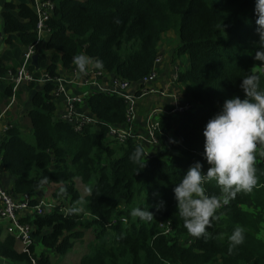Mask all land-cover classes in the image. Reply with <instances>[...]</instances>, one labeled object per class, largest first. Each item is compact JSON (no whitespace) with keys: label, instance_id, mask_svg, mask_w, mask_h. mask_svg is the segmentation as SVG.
<instances>
[{"label":"trees","instance_id":"obj_1","mask_svg":"<svg viewBox=\"0 0 264 264\" xmlns=\"http://www.w3.org/2000/svg\"><path fill=\"white\" fill-rule=\"evenodd\" d=\"M29 1L8 2L2 13L5 31L23 33L27 46L37 41V15ZM52 1L54 9L46 23L50 52L38 57L39 69L49 78H58L60 68L74 71L73 57L85 54L102 62L99 71L108 80L142 84L153 72L159 42L173 32L175 55L187 61L176 83L196 106L159 118L154 136L162 152L134 163L130 155L140 144L132 139L119 144L108 135V124L125 122L122 97L103 91L87 95L85 106L99 123L75 130L57 117L52 94L56 86L46 83L33 96L27 114L34 143L27 142L17 126L10 127L0 137V165L15 179V196L36 193L53 183L58 185L56 196H65L72 207L79 201L76 178L86 184L89 194L85 213L72 212V207L64 214L60 206L66 202L54 198L60 204L53 209L20 221L34 227L43 243L60 254L72 247L77 227L91 229L92 252L79 264H264V143L258 144L255 153L257 183L251 191L236 192L223 204L216 182L205 183L206 193L221 199L216 213L220 219L212 220L206 237L188 233L173 192L194 163L203 164L204 172L210 167L203 157L204 127L225 100L245 97L242 78L255 73L264 90V70L254 59L259 41L254 0ZM15 10L24 21L17 19ZM34 68L32 63L28 66L37 77ZM161 201L164 207L157 210ZM246 203L253 205V212L240 208ZM136 207L149 208L153 220L131 216ZM236 227L244 229L245 238L233 248L228 237ZM46 228L50 232L42 237L41 230ZM106 233L112 235L108 240L103 239ZM14 243L12 236L0 241V257L30 264L29 255L17 252ZM36 259L37 264L54 263L45 253Z\"/></svg>","mask_w":264,"mask_h":264},{"label":"crops","instance_id":"obj_2","mask_svg":"<svg viewBox=\"0 0 264 264\" xmlns=\"http://www.w3.org/2000/svg\"><path fill=\"white\" fill-rule=\"evenodd\" d=\"M80 1V0H79ZM11 2L14 4H23L26 3L27 0H1L0 1V137H2L3 133L9 129L12 126H17L21 134L31 132L30 126L28 124V118L27 114H29V109L31 107L32 98L36 94L37 91H43L45 88L46 83L53 82L55 85H58V82L56 80L61 81L62 85L64 86V89L68 95H71L72 93L78 94V98L85 99L81 97L82 92H86L83 95H89L93 92L99 91L97 87L90 84L89 82L86 84L84 83L85 78L87 80H94L97 79L99 82V85L102 87H107L109 85L108 81L103 77H108L105 75L102 71V76H97L95 73L100 70V68L95 67V61H93L92 64L88 66V70L85 73H80L76 67L74 71H65L63 68L59 69V77L57 79H51L46 78L44 76V73L39 69L38 65V57L42 54L48 55L49 50L46 48L47 41L49 38V32L43 31L41 33V38L38 41V45L35 47L34 50V56L37 57V68L35 67L34 70L38 71V76L34 77L33 73V79L31 81H23L19 86V95H16V92L18 88L13 91V78H12V71L17 70L21 67L24 53L26 51V44L24 42V39L26 36L21 32H6L3 27V21H2V13L5 10V4ZM28 5L35 11L34 8V0H30L28 2ZM17 19L19 21H24L22 18L19 17L18 11H12ZM175 34L173 32H169L168 34L164 35L162 38V41L159 42L158 45V51H157V57L160 58V61L158 64L155 65L153 72H154V79L152 81H149L145 84H135L132 87V90L137 92V114H138V123L136 124V131L139 133L146 134L148 124H151L152 122H158L159 118L163 116L173 117L177 115L178 113H185L190 107H195V104H191V100L186 95V92H184V89H182L180 86L177 85V79L179 72L182 69H185L187 66L186 57H178L182 61H178L175 58L173 52L170 51V48H168V51H166V48H164V40L165 38L172 37ZM175 45L177 44L176 36L174 37ZM175 48V47H174ZM163 52L168 55H163ZM262 72V71H261ZM33 82V84L29 85L28 83ZM69 89L72 91L70 92ZM141 89V91H140ZM155 90V92H151L152 90ZM11 90V95L8 96L7 91ZM143 91H147L145 94H143ZM14 93V100L11 101L12 94ZM55 106H57L56 115L59 116V113L64 110V100L54 99ZM83 102V101H82ZM60 104L61 108H60ZM77 105V104H76ZM75 105V109L82 111L86 114H89V110L87 106H85L84 102L81 104V107L79 108L78 105ZM198 105V104H197ZM32 133V132H31ZM23 136V135H22ZM154 145L157 144H150L145 143L143 147H151L155 148ZM160 147V146H159ZM157 151L155 153H152L151 150L148 152L145 151V154L148 156L154 155L158 153V151L162 152V148H157ZM14 177L11 176L8 172H6L3 167L0 165V185L2 187L9 191L10 193H13V185H14ZM76 183V181H75ZM52 186L54 189H52V193L50 194L52 197L48 200H56L54 198H58L59 196H56V191H58V185L57 184H48L47 186H41L39 190L36 193L33 194H16L18 198H22L23 196H28L30 198L31 203H37L39 199H42V195H39L38 193L43 187H49ZM55 192V193H54ZM89 193V192H88ZM87 196V195H86ZM58 199H62L65 201V196H61ZM72 207H76L75 204L72 205ZM71 205L69 208H72ZM65 208L66 206L61 205L60 209ZM241 209H244L248 212H253V205L251 203H246L240 205ZM83 209V207H82ZM78 213V212H76ZM26 216V212H21L20 217ZM84 218V217H83ZM86 219V218H84ZM11 223L9 220L5 219L0 215V241H4L8 236H12L14 238V249L17 252H22V244L19 242L16 238L13 232L10 230ZM42 231V232H41ZM40 235L43 237L44 235L48 234L50 232V229L46 228L44 230H41ZM89 231L91 229L86 228H76V232L78 234L77 237L72 238V247L65 252L64 254L58 253L57 250H54L55 247L46 246L42 238L39 236V234H35V228L32 227V236H33V254L38 258L41 256L42 253H45L52 259L53 264H65L64 261L68 257H72L74 254V258L77 254H81L79 256V259L75 263H66V264H79L82 257L92 252L91 244L92 240H94V236L92 239L89 237ZM94 234V232H93ZM69 241V240H68ZM59 242L62 243V240H59ZM75 243H80L82 247L85 250L81 251H74L77 246ZM0 264H15L12 261L0 257Z\"/></svg>","mask_w":264,"mask_h":264},{"label":"clouds","instance_id":"obj_3","mask_svg":"<svg viewBox=\"0 0 264 264\" xmlns=\"http://www.w3.org/2000/svg\"><path fill=\"white\" fill-rule=\"evenodd\" d=\"M254 13L257 17L256 33L259 36L254 59L264 65V0H254ZM73 63L80 73H85L93 61L87 55L79 54L73 57ZM95 67L101 68L102 62L96 61ZM240 87L245 97L241 99L235 96L225 100L220 111L204 127L203 157L210 167L204 172L203 164L197 161L173 189L177 212L183 219L184 227L197 238L206 237L212 220L220 219L216 213L221 207V199L206 193V182L214 180L220 187L223 204L229 203L236 192L251 191L257 183L255 153L258 144L264 143V90L259 88V77L255 73L244 76ZM148 154H145L142 145H137L130 160L134 163L146 161ZM163 207V201L156 205L157 210ZM80 210L71 209L72 212ZM130 214L142 221L154 218L149 208L136 207ZM244 238V229L236 227L228 237L230 247L242 244Z\"/></svg>","mask_w":264,"mask_h":264},{"label":"built area","instance_id":"obj_4","mask_svg":"<svg viewBox=\"0 0 264 264\" xmlns=\"http://www.w3.org/2000/svg\"><path fill=\"white\" fill-rule=\"evenodd\" d=\"M34 8L37 15V41L36 44H31L26 47L21 67L12 74L13 91H15L23 81L34 80L32 73L28 69V66L31 64L35 47L39 39L41 38V33L43 31L49 32L46 23L53 12L54 3L52 0H34ZM159 61L160 58L156 57L155 65L158 64ZM263 67L264 65H261V70H264ZM95 74L97 76H102V72L100 71H97ZM154 75V72H152L148 77L143 79L142 84L152 81L154 79ZM44 76L49 79L46 74H44ZM103 78L108 81L109 85L107 87H99V91L114 93L122 97L126 105L124 124L107 125L109 137L119 144L125 143L128 139L135 140L142 146L145 143H157L154 136L155 126L157 123L152 122L151 124H148L145 135L143 133H138L135 130L136 124L138 123V114L136 112L135 100L130 95H135V93L130 91L133 84H130L129 82L119 78H113L110 80H108L106 77ZM56 81L58 82V85H56V88L54 89L52 94H54V97L56 99H63L65 103L64 110H62L57 117L71 124L75 130H80L83 126L86 125L96 126L99 123V120L93 114H91L90 112H88L89 114H86L75 109V105L81 103L82 100L78 97L74 98L71 97V95H68L61 81ZM84 83H88L87 79L84 80ZM13 100L14 93L11 97V101ZM45 201H48L49 203L45 204ZM30 203V198L28 196L25 195L22 198H18L9 191L5 190L2 185H0V215L10 221V230L15 235V238L19 242H21L22 252L29 255L30 264H37V259L33 256V250L31 249L33 247L32 227L28 223L21 222L20 218L43 214L53 209L56 204L60 203L57 200L47 199H39L38 202L34 205H31ZM61 210L63 211L64 209ZM21 212H26V216L20 217Z\"/></svg>","mask_w":264,"mask_h":264},{"label":"rangeland","instance_id":"obj_5","mask_svg":"<svg viewBox=\"0 0 264 264\" xmlns=\"http://www.w3.org/2000/svg\"><path fill=\"white\" fill-rule=\"evenodd\" d=\"M174 37H175V35L174 36H172V37H166L165 38V40H164V42H163V44H164V48H166V51L167 52H169L168 51V48H170V51L171 52H173V50H174V45H175V43L174 42H176L175 41V39H174ZM173 54H174V52H173ZM163 55H166L164 52H163ZM166 56H168V55H166ZM174 56H175V58L174 59H176V60H178V61H182L180 58H178V57H176V55L174 54ZM262 65V64H261ZM77 67V66H76ZM85 80H86V78H85ZM90 84H92V85H94L95 87H97V88H99V87H101L100 85H99V82L97 81V79H94V80H87ZM135 84H133L132 85V87L134 86ZM139 85V84H138ZM56 86V85H55ZM56 88V87H55ZM54 91V90H53ZM52 91V92H53ZM69 91L70 92H72L70 89H69ZM131 92H133V93H135V91H133L132 90V88H131V90H130ZM140 91H141V89H140ZM19 92H20V90H19V88H18V90H17V92H16V95L18 94L19 95ZM147 91H143V94H145ZM151 92H155V90L153 89ZM86 92H82V94H81V97L82 98H86V95H83V94H85ZM131 96H132V98L135 100V105H136V112H137V99H138V96H136V95H134V94H130ZM77 96H78V94H74V93H72L71 94V97H74V98H77ZM58 98V97H57ZM82 101L84 102V99H82ZM81 104H83V103H80V105ZM85 104V103H84ZM61 105L62 104H60V108H61ZM86 105V104H85ZM57 107V106H56ZM139 133V132H138ZM22 135H23V137L25 138V140H27V142H29V143H34V137H33V135H32V133L29 131L28 133H23L22 132ZM155 144H157V143H155ZM155 146V148H152L151 149V147H145L144 149H145V151H149V150H151V152L152 153H155L157 150V148H160L159 146H158V144L157 145H154ZM75 181H76V183H74L75 184V188H76V190H77V192H78V195H79V201H77V202H75L74 204L76 205V207L78 206L79 207V209H81L78 213H85V211H84V209H82V207L84 206V203H85V197H86V195H88L89 193H88V189H87V187H86V184H83V182L79 179V178H76L75 179ZM48 184H44V186H47ZM52 189H54L52 186H49V187H43L41 190H40V192L38 193L39 195H42V199H50V197H52L50 194L52 193ZM63 202H66V211L65 210H63V213L64 214H67L68 213V211L70 210V205H67V201H63ZM49 202L48 201H45V204H48ZM70 204V203H69ZM47 209H49V208H47ZM62 209H65V208H62ZM86 215V214H85ZM87 216V215H86ZM85 218V217H84ZM93 236H94V234H93V232L92 231H89V237H90V239H92L93 238ZM112 237V235L110 234V233H106L105 234V236H104V240H108V239H110ZM76 244V246H77V248L74 250V251H76V252H78V251H81V250H85L83 247H82V245L80 244V243H75ZM81 254H77L76 256H75V258H74V254L72 255V257H68L65 261H64V263L66 264V263H71V261L73 260V258H74V260L72 261V263H75V262H77L78 261V259H79V256H80Z\"/></svg>","mask_w":264,"mask_h":264},{"label":"water","instance_id":"obj_6","mask_svg":"<svg viewBox=\"0 0 264 264\" xmlns=\"http://www.w3.org/2000/svg\"><path fill=\"white\" fill-rule=\"evenodd\" d=\"M37 57H35L34 55L32 56V60L31 63L37 68V61H36Z\"/></svg>","mask_w":264,"mask_h":264}]
</instances>
